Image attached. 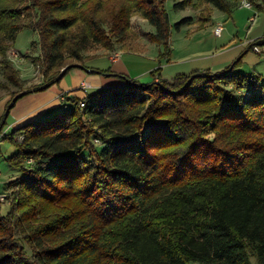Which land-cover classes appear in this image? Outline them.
Returning <instances> with one entry per match:
<instances>
[{"label": "trees", "instance_id": "1", "mask_svg": "<svg viewBox=\"0 0 264 264\" xmlns=\"http://www.w3.org/2000/svg\"><path fill=\"white\" fill-rule=\"evenodd\" d=\"M166 1L0 0V87L22 88L8 51L26 28L39 34L43 77L9 93L0 134L20 98L87 68L84 52L129 43L133 16L167 56ZM190 2L204 25L210 5L231 16L242 0L175 8ZM242 57L172 80L117 74L124 84L88 95L84 110L70 98L3 134L21 176L6 213L0 203V264H264V78L236 72Z\"/></svg>", "mask_w": 264, "mask_h": 264}, {"label": "rangeland", "instance_id": "2", "mask_svg": "<svg viewBox=\"0 0 264 264\" xmlns=\"http://www.w3.org/2000/svg\"><path fill=\"white\" fill-rule=\"evenodd\" d=\"M180 1L183 0H167L165 3V8L168 12L170 23L172 25L169 42L170 51L167 56H160V53L164 51V47L150 39V33L155 32V28L146 19H143L140 16H133L131 22L136 36L131 39L129 43L123 46L118 44L115 50L119 53L123 52L122 58L124 61L128 62L132 60L131 58L140 57L134 54H143V58H147L144 59L145 62L146 60L147 62H152L151 59L159 60L169 56H171L172 59L187 57L190 59L194 58L196 60H205V58H209L212 53L230 48L229 46H231L232 43H239L241 41H244L247 36L251 35V30L249 27V17L252 14L258 13L260 18L264 16V12H258L254 9L249 10L244 8L236 10L233 14V18L237 20V26L239 27L238 32L235 39L227 40V29L229 27L232 28L231 24H233V20L227 13L210 5V9L212 10L211 20L209 22H205L204 25H200L201 20L203 19L201 17V11L196 9L191 2L183 9H176L175 4ZM195 1L196 0H193V2ZM184 18H190V20L180 24L179 28H177V22H180ZM218 22H222V24L224 25L223 36L221 37H218L213 33V28ZM252 30V32H255L257 30H260V28L253 27ZM38 40L39 34L35 30L26 28L19 32L15 40L13 49L18 51L20 55L18 58L13 59L12 61L15 67L19 70L23 85L22 88L13 86H10L9 88L0 87V98L11 96V94H9L11 91H17L20 89L32 87L39 84L43 80L41 74L42 67H40L38 71V64L34 60L41 55V50L38 44H36V46L32 48V43L34 41L37 42ZM247 49L248 51L246 52ZM244 52L245 54L242 57L239 66L236 68V72L245 74L253 73L254 75L264 78V54L258 55L251 49H249V47H247L242 48L239 53L238 51H230L227 56L234 55V58L238 59ZM111 53L112 52H108L107 50L102 48L86 51L84 52L85 64H91L95 61L93 64L98 67L104 68L106 67V65L108 66V60L105 56L101 55ZM133 67L137 68L138 64H135ZM254 68H256V70ZM117 73H119V75H122V73L124 72L119 71ZM113 78L117 80L122 79L121 76L119 77L118 75L117 77L114 76ZM2 80L3 76L0 66V82H2ZM4 129L0 134V143L2 142L7 146H11L12 142H10L9 140L1 139L2 135L4 134ZM8 156V154L5 155L2 151H0V187L4 182L2 181V179H6L9 173V165L7 161ZM16 190V185H8L4 191L0 192L1 195L5 196L3 197L4 199H0V203L2 204V211L4 213H6L10 209L11 202L15 198ZM23 244L26 246L28 252L31 253V250L28 248L26 243Z\"/></svg>", "mask_w": 264, "mask_h": 264}, {"label": "crops", "instance_id": "3", "mask_svg": "<svg viewBox=\"0 0 264 264\" xmlns=\"http://www.w3.org/2000/svg\"><path fill=\"white\" fill-rule=\"evenodd\" d=\"M244 8L249 10L254 9L258 12H262L259 11L255 6H253L252 8H248L242 6L240 3L238 7L233 10L230 16V18L233 20V24H231L232 28L229 27L227 29V40L235 39L238 32L239 27L237 26V20L233 18L234 12L238 9ZM254 15H256L255 20L250 21V18ZM219 23L222 22L216 23L215 26ZM249 27L251 30V35L247 36L244 41H241L239 43H232V45L229 46L230 48L223 49L218 52L216 51L212 53L209 58H205V60H196L194 58L190 59L187 57L172 59V57L169 56L159 60L151 59L152 62H147V60L145 62L144 59L147 58L145 56V58H143V54H134L140 57L131 58V61L126 62L122 58L123 52H121V57L116 60L112 59V53L101 55L105 56L108 60V66L106 65V67L104 68L98 67L93 64L95 61L91 64L86 63L87 68L81 66L71 69L59 82L52 85L48 89L38 92H32L20 98L16 102L14 107L10 110L9 116L7 118V125L4 129V134L10 133L13 129L25 124L26 122L51 116L59 112L64 107H68L70 105V98L81 99L85 95L94 94L100 89L116 87L124 84L123 79L117 80L113 78L114 76L117 77V74H119L117 72L119 71L124 72L122 74L127 76L128 78L137 80L141 83H148L154 79L157 80L160 77L167 80H172L177 75L189 74L193 70H210L212 72L221 71L229 66L235 59L234 55L227 56L230 51H238L239 53L242 48L249 47L250 49L249 42L264 34V16L260 18L258 13L252 14L249 17ZM253 27L260 28V30L252 32ZM221 36H223V32ZM247 51L248 49L246 50V52ZM244 54L245 52L242 55L244 56ZM135 64H138L137 68L133 67ZM107 69H110L111 73H105L104 75L102 73H99L100 70ZM254 69L256 70V68ZM246 75L254 78V80L256 81H258L257 78L260 77L254 75L253 73H246ZM85 81L91 84V88L88 89L87 94H85L81 89V84ZM62 94H64L63 99L60 97ZM10 97L11 96H5L3 98H0V117L4 114L6 105L11 100ZM0 151H2L5 155L8 154L9 156H11L16 152V147L13 144L11 146H7L5 143L1 142ZM20 176L21 172L17 168L11 167L9 165V173L6 179H2V181L4 182L0 187V192L5 190L10 181L14 180L15 178H19Z\"/></svg>", "mask_w": 264, "mask_h": 264}, {"label": "built area", "instance_id": "4", "mask_svg": "<svg viewBox=\"0 0 264 264\" xmlns=\"http://www.w3.org/2000/svg\"><path fill=\"white\" fill-rule=\"evenodd\" d=\"M241 5L244 7H248V8L253 7V4L248 0H242ZM255 17H256V15L252 16L250 18V21H254ZM223 30H224V25L222 23H219L214 27V34L219 37V36H221ZM249 44L252 45L251 50L253 52H255L257 54H264V34L253 39V40H251L249 42ZM19 55H20L19 52L13 48L8 51V56L11 60L18 58ZM120 57H121V53H119V52H113L112 53V59L113 60L119 59ZM40 67L41 66L38 64L37 65L38 71H39ZM89 88H91V84L89 82H86V81L82 82L81 89L84 91L85 94H87V91ZM60 97L63 99L64 94H62ZM87 97H88V95H85L83 98L80 99V106H81L82 110H84L86 107ZM3 197H5V196L0 194V199H4Z\"/></svg>", "mask_w": 264, "mask_h": 264}]
</instances>
